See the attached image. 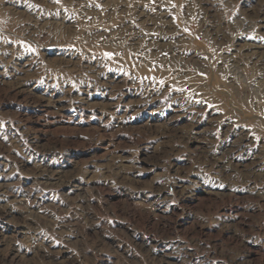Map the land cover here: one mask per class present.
<instances>
[{"label": "rangeland", "instance_id": "obj_1", "mask_svg": "<svg viewBox=\"0 0 264 264\" xmlns=\"http://www.w3.org/2000/svg\"><path fill=\"white\" fill-rule=\"evenodd\" d=\"M0 264H264V0H0Z\"/></svg>", "mask_w": 264, "mask_h": 264}]
</instances>
